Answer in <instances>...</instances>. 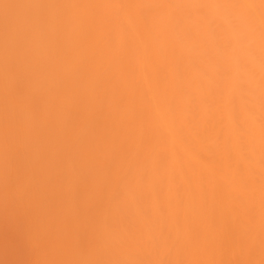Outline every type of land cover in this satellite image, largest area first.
<instances>
[{
	"label": "bare ground",
	"instance_id": "6f19581e",
	"mask_svg": "<svg viewBox=\"0 0 264 264\" xmlns=\"http://www.w3.org/2000/svg\"><path fill=\"white\" fill-rule=\"evenodd\" d=\"M12 172L109 264H264V0H0Z\"/></svg>",
	"mask_w": 264,
	"mask_h": 264
},
{
	"label": "clouds",
	"instance_id": "9594fccd",
	"mask_svg": "<svg viewBox=\"0 0 264 264\" xmlns=\"http://www.w3.org/2000/svg\"><path fill=\"white\" fill-rule=\"evenodd\" d=\"M109 244L90 220L58 216L31 177L0 182V264H109Z\"/></svg>",
	"mask_w": 264,
	"mask_h": 264
},
{
	"label": "rangeland",
	"instance_id": "374dc122",
	"mask_svg": "<svg viewBox=\"0 0 264 264\" xmlns=\"http://www.w3.org/2000/svg\"><path fill=\"white\" fill-rule=\"evenodd\" d=\"M19 180V178H18V175H17V173H15V172H12L11 173V176H10V178H9V180H7V181H18ZM55 195V194H54ZM55 196H53V195H50L48 198L51 200V199H53ZM194 245V244H193ZM195 260H197V258H194Z\"/></svg>",
	"mask_w": 264,
	"mask_h": 264
}]
</instances>
